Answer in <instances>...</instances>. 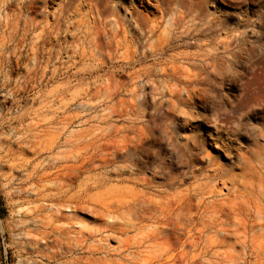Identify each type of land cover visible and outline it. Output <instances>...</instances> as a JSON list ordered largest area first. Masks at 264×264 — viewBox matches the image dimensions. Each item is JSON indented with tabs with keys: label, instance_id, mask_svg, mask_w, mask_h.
Wrapping results in <instances>:
<instances>
[{
	"label": "bare ground",
	"instance_id": "1",
	"mask_svg": "<svg viewBox=\"0 0 264 264\" xmlns=\"http://www.w3.org/2000/svg\"><path fill=\"white\" fill-rule=\"evenodd\" d=\"M49 2L54 5L49 7ZM116 7L107 0H0L1 84L12 81L10 71L2 75L3 69L23 65L24 85L50 81L57 87L82 88L77 97L87 99L79 102L83 111L94 107L91 101L101 91L108 99L101 100L104 114L70 113L66 106L76 99L72 96L56 107L47 99L28 121L20 118L14 164L27 170L26 179L46 182L50 177V195L37 183L33 200L50 196V230L45 227L48 221L30 215L32 223L42 224L31 229L32 246L43 242L57 247L56 252L83 249L102 255L113 248L116 258L109 262L102 256V264H264L259 239L264 230V143H253L249 156H241V172L224 167L210 153L195 169L176 171L162 158L144 159L141 151L153 128H158L166 134L170 155L190 165L193 150L178 147L173 123L161 120L175 109L206 102L215 92L213 75L222 84L236 82L237 73L226 75L229 68L219 71L217 66L221 61L236 62L237 55L226 42H221V51L202 49L196 42V49L189 48L192 45L185 39L197 40L199 32L192 4L187 13L168 19L163 42L154 37L161 38L158 44L145 43L154 25L138 24L131 7H125L123 14ZM134 27L135 32L130 31ZM149 56L151 63L146 62ZM104 66L112 67L113 73H99ZM125 72L129 83L118 88L129 97L112 101L118 89L112 93L107 87ZM60 74L64 79L57 81ZM257 75V85L248 92H264V73ZM140 93L148 99L141 108L132 99ZM56 95L66 98L65 91ZM42 111H50V116H39ZM72 125L80 128L68 131ZM48 133L57 139L50 152L68 147L65 155H59H64L61 162L50 156V172L43 167L46 160L38 158L39 140ZM259 134L264 138L263 128ZM26 148L33 157H23ZM88 206L106 217L102 229L89 232L65 226L63 211L71 214ZM109 240L116 244L109 245ZM208 255L214 259L206 261Z\"/></svg>",
	"mask_w": 264,
	"mask_h": 264
},
{
	"label": "rangeland",
	"instance_id": "2",
	"mask_svg": "<svg viewBox=\"0 0 264 264\" xmlns=\"http://www.w3.org/2000/svg\"><path fill=\"white\" fill-rule=\"evenodd\" d=\"M107 1L110 6L117 5L116 10L120 14H123L125 7H131L134 9L133 16L139 22L138 24H142L144 27L154 25L157 28L152 34L145 36L147 37L146 44L149 41L158 44L161 38L159 40L156 38L159 37H162L160 40L162 43L166 34L164 31L169 26L168 19L174 21L178 14L187 13L190 4L196 10L195 13L192 11L194 14L192 17L195 18V29L199 32H196L197 40L191 36L185 39L192 45L189 48L196 49V42L202 49H207L208 46V49L218 48L221 51V47H219L221 42L229 44V51L237 55V61L232 63L221 61L217 67L219 71L229 68L226 75L231 72L237 73L236 82L230 83V85L227 82L222 84L213 75L212 78L217 81L214 82L215 92L206 102L196 101L192 106L181 107V111L175 109L174 113H167L168 119L162 118L161 120V124L173 123L171 129L178 147L180 146L184 150L187 145L193 150V154L191 153L189 157L190 165H186L183 163L184 161L179 162L177 158L170 155V146L164 137L166 134L158 128H153V135L146 142L144 141L141 151L144 159L162 158L166 162H170L176 171L195 169L197 165L204 164L205 157L202 158V156L210 153L215 155L224 167L241 172L242 163H239L241 156H249L253 143H264V138L259 134V129H264V92H248L250 88L257 85L259 81L257 74L264 73V0ZM51 5L54 4L49 2L48 6ZM85 8L86 5L83 4V9ZM163 25L164 27H162ZM135 29L137 28L134 27L130 31L135 32ZM157 33H160L161 36ZM152 58L149 56L146 62L151 63ZM112 69L110 66H104L99 73H113ZM7 71H10L11 83L7 85L0 83V264H93L92 257L95 259V264H102L101 261L106 257L111 262L110 260H114L117 256V252L115 253L113 248L102 255L89 254L83 252V249L66 251L64 248L58 249L57 253V247H50V243L44 245L43 242H40L36 247L32 246L31 237L35 232L31 229L39 228L38 226H42V224L38 221L32 223L30 215H35L37 220L44 223L48 221L49 223L45 227L50 230V196L47 199L33 201L37 198L35 195L38 188L37 183L43 184L41 191L50 195V177L46 182L26 179L25 172L27 170L14 164L12 160L13 157H17L16 150L20 145L19 135L15 131L20 118H23V122L28 121L43 105L47 104V99L52 107H56L63 106L64 103L71 100L72 96H75L76 99L66 106L70 113L104 114L107 110L103 109L104 103L101 100H108L105 93L101 91L98 98L96 97L98 100L94 98L91 101L95 104L94 107L83 111L78 107L79 102L87 101V99L77 97L83 91L82 88L74 85L69 89L57 87L54 82L50 81L38 84V86L24 85L21 83V79L25 75L23 65L6 67L2 71V75H6ZM64 76L65 74H60L57 81H62ZM116 77V75L112 76L113 79ZM15 80L18 82L15 83ZM113 82L110 81L111 84L107 87L108 91L112 93H114V89L115 91L118 89L116 94L112 95V101L128 98L129 94L124 89L118 88L129 83V76L126 72L119 79L117 77V82L116 79ZM145 90H148L147 87ZM56 91H65L66 98L60 100ZM138 96L132 98L136 101L137 107L147 106L148 99L143 100L141 93ZM39 116L48 117L50 111H42ZM122 122V119L117 121L118 124ZM79 128L78 125H72L68 131H76ZM63 137L62 134L60 138ZM55 140H57L55 136L50 133L42 136L39 140L42 154L38 158L46 160L43 167L49 172L50 156L52 155L55 162H61L68 150L65 151L68 147H60L50 152V146ZM218 143L223 147L219 148ZM61 148L62 150L65 148L64 151ZM23 153V157L27 159L34 156L29 148H26ZM60 153H64L62 158L59 156ZM189 179L186 177L185 181L187 182ZM156 180L160 179L156 178ZM223 190L225 191V189ZM68 213V211H63L61 220L66 223L65 226L68 225L74 230L91 232L102 229L106 225V220H104L106 217L90 206L77 208L73 213ZM113 220L117 221V219ZM259 239L264 250V230ZM115 244L114 241L109 240V245L114 246ZM51 248H54V252ZM206 257L208 262L214 259L209 255ZM262 259L264 263V254Z\"/></svg>",
	"mask_w": 264,
	"mask_h": 264
}]
</instances>
